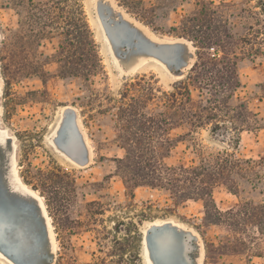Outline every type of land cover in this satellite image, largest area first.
Masks as SVG:
<instances>
[{"label": "rangeland", "instance_id": "rangeland-1", "mask_svg": "<svg viewBox=\"0 0 264 264\" xmlns=\"http://www.w3.org/2000/svg\"><path fill=\"white\" fill-rule=\"evenodd\" d=\"M82 2L106 75L94 78V90L113 99L118 98L124 82L138 75L153 74L166 91L186 79L195 61L192 43L179 37L187 20L192 21V35H224L225 30L243 38L247 51L261 49L254 57L241 55L237 65L241 87L235 93L238 101L257 115L260 128L230 132L218 140L200 130L194 140L176 143L166 162L189 164L196 144L226 150L243 160L264 161V0H104L143 31L130 23L122 27L129 35L120 41L129 56L123 69L114 62L104 41L96 0ZM16 24L12 10L0 9V36ZM142 33L159 43L169 41L190 48H160L156 54L168 69L153 59L136 68L140 60L151 56L144 47L153 45ZM14 70L19 73L18 80L9 89L0 69V140L4 150L0 155V249L19 264L29 262L18 251L41 257L39 264H204V241L197 230L204 216L202 204L189 201L177 207L167 193L147 187L135 189L130 197L116 174L114 159L121 158L124 151L114 140L110 117L100 115L95 102L83 101L86 92L79 82L58 77L54 66L45 69L50 72L45 83L38 76L24 77L35 69ZM65 128L73 130L68 142L60 135ZM67 143L68 155L57 146ZM261 179L264 182V170ZM243 188L237 196L216 189L213 199L217 208L226 211L241 202L264 203V184ZM202 230L208 239L227 240L222 228ZM146 239L151 244L152 262ZM234 247L235 253L225 251L221 258L212 253L207 264H243L237 243ZM252 253L250 264H264V241L258 240ZM10 261L0 257V264H12Z\"/></svg>", "mask_w": 264, "mask_h": 264}, {"label": "trees", "instance_id": "trees-1", "mask_svg": "<svg viewBox=\"0 0 264 264\" xmlns=\"http://www.w3.org/2000/svg\"><path fill=\"white\" fill-rule=\"evenodd\" d=\"M0 9L12 10L17 18L16 28L6 29L0 36L5 87L10 89L18 80L14 69H35L24 77L38 76L45 83L50 74L45 69L50 66L58 77L78 81L86 92L83 101L95 102L101 108L98 113L110 117L114 140L124 151L121 158L114 159L116 174L128 195L147 187L167 193L177 207L200 202L204 216L197 230L204 241V264L212 253L218 258L226 255L225 251L235 253L236 243L243 264H250L253 245L264 241V203L241 202L220 211L213 193L224 188L237 196L245 185L255 189L264 184V161L243 160L226 150L199 144L194 145L195 157L189 164L168 165L166 160L176 143L194 140L200 130L218 140L230 132L260 128L257 115L238 101L235 93L241 87L237 72L241 55L254 57L261 49L247 51L243 38L225 30L224 35H192V21L187 20L179 37L192 43L195 61L186 79L166 91L153 74L138 75L124 82L118 98L113 99L94 90V78L106 75L82 0H3ZM103 212L101 208L99 214ZM204 227L222 228L227 240L208 239Z\"/></svg>", "mask_w": 264, "mask_h": 264}, {"label": "water", "instance_id": "water-1", "mask_svg": "<svg viewBox=\"0 0 264 264\" xmlns=\"http://www.w3.org/2000/svg\"><path fill=\"white\" fill-rule=\"evenodd\" d=\"M96 15L100 24V28L108 41L109 48L111 50V53L117 60H127L126 55H122V46H121V36H120V29L123 27L121 24L120 19L116 16L115 12L108 8L103 2L100 0H96ZM167 66V65H166ZM168 68V66H167ZM73 130L72 129H63L61 131V134L63 137H61L65 142L69 141L70 137L72 136ZM69 143H67L64 146L57 145L60 150H62L65 154L69 152ZM68 148V149H67ZM1 182V180H0ZM169 227V226H168ZM147 242V248L149 249V252L151 254V244L149 242V239H146ZM0 252L5 255L7 258H9L14 264H19L16 260L10 258L8 255H6L1 249ZM19 255L26 259V261L29 262V264H39L41 261V257L36 255H27L22 251H18ZM151 260L153 261L152 255ZM154 263V262H153ZM155 264V263H154Z\"/></svg>", "mask_w": 264, "mask_h": 264}, {"label": "bare ground", "instance_id": "bare-ground-1", "mask_svg": "<svg viewBox=\"0 0 264 264\" xmlns=\"http://www.w3.org/2000/svg\"><path fill=\"white\" fill-rule=\"evenodd\" d=\"M101 2H103L106 6H108V8H110L111 10H113L114 12H115V14H116V16L120 19V21H121V24L123 25V27L125 26V24H131L134 28H136V29H138L139 31H141V32H143L136 24H134L133 22H131V21H127L125 18H123L121 15H119L118 13H116V11L111 7V5H109L108 3H106V2H104V0H100ZM96 9H97V5H96V3H95V11H96ZM97 16V15H96ZM98 19V18H97ZM97 19H96V21H97ZM97 24H98V22H97ZM97 27H99V25L97 26ZM99 30H100V28H99ZM103 33V32H102ZM120 36H121V39L123 38V39H125V38H128L129 37V35H128V33H127V31H125L122 27H121V29H120ZM143 34V33H142ZM104 35V34H103ZM147 39H148V41L150 42V43H152L153 45H148V46H146V47H144V52H148V53H151L150 55V58L149 59H151V62H152V59L154 60V61H158L159 63H161L163 66H164V68L165 69H168L167 68V63L163 60V58H161L158 54H156L157 52H158V50L160 49V48H162L163 46H165V47H180V46H186V47H188V48H190L189 47V45H183V44H178V45H170V44H168L169 43V41H168V43H159V42H157V41H155L154 40V38L152 37H149L148 35H145V34H143ZM105 37V36H104ZM156 38V37H155ZM104 41L105 42H107L108 43V41L106 40V38L104 39ZM124 41V40H123ZM162 41H164V40H162ZM181 41V40H180ZM105 45H107L106 43H105ZM108 46H109V44H108ZM110 49V48H109ZM111 51V50H110ZM122 51V53H126V52H123V49L121 50ZM112 54V53H111ZM124 54H122V55H124ZM126 55V57H127V59H128V57L129 56H127V54H125ZM112 56H113V54H112ZM113 58H114V62L117 64V66L120 68V69H123L122 68V65H124V64H126L127 63V60L125 59V60H117V59H115V57L113 56ZM149 59H142V60H140L139 62H138V64H137V66H136V68L137 67H140L139 65H143L142 63H144V62H146L147 60H149ZM155 62H153V64H154ZM157 64V63H156ZM159 65V64H158ZM158 65H157V67H158ZM162 65H160V67L159 68H161V66ZM115 67V66H114ZM84 143V142H83ZM3 141L2 140H0V155L3 153ZM79 155V154H78ZM1 178V177H0ZM1 180V179H0ZM24 186H26V185H24ZM23 190L24 191H27V189H25L24 187H23ZM27 193H29L30 194V196L32 195L34 198H36L37 199V197L35 196V194H32V193H30V192H28L27 191ZM28 196V195H27ZM0 197H1V195H0ZM33 197H29L30 199H32V200H34L35 201V199H33ZM40 198V197H39ZM33 201V202H34ZM38 204H40V203H38ZM40 205H42V207H44L43 206V204H40ZM41 213H43V211L41 212ZM45 213H46V211H45ZM152 224H154V223H152ZM48 225H50V224H48ZM47 226V225H46ZM49 230V229H48ZM50 232V231H49ZM50 234H48V236H49ZM53 242V241H52ZM55 243V242H54ZM50 245H52L51 243H50ZM149 250V249H148ZM51 253H52V251H51ZM0 257L2 258V259H4L5 261H10L5 255H3L1 252H0ZM7 259V260H6ZM148 259H150V261L152 262V260H151V254H150V252H149V258ZM11 262V261H10ZM12 264H14L13 262H11ZM148 263H149V261H148ZM152 264H154L153 262H152Z\"/></svg>", "mask_w": 264, "mask_h": 264}, {"label": "crops", "instance_id": "crops-1", "mask_svg": "<svg viewBox=\"0 0 264 264\" xmlns=\"http://www.w3.org/2000/svg\"><path fill=\"white\" fill-rule=\"evenodd\" d=\"M146 62H147V63L151 62V59L147 60Z\"/></svg>", "mask_w": 264, "mask_h": 264}]
</instances>
